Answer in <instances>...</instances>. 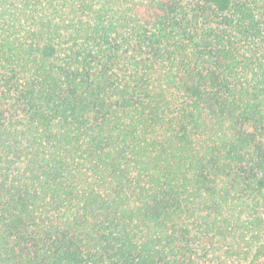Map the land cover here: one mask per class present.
<instances>
[{
	"label": "trees",
	"instance_id": "16d2710c",
	"mask_svg": "<svg viewBox=\"0 0 264 264\" xmlns=\"http://www.w3.org/2000/svg\"><path fill=\"white\" fill-rule=\"evenodd\" d=\"M0 264H264V0H0Z\"/></svg>",
	"mask_w": 264,
	"mask_h": 264
}]
</instances>
